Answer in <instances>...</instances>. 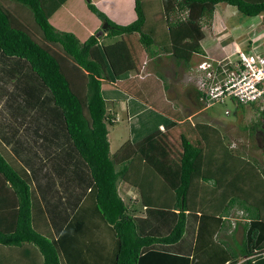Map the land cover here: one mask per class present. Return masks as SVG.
Here are the masks:
<instances>
[{
	"label": "trees",
	"instance_id": "1",
	"mask_svg": "<svg viewBox=\"0 0 264 264\" xmlns=\"http://www.w3.org/2000/svg\"><path fill=\"white\" fill-rule=\"evenodd\" d=\"M10 1L16 3L13 6L29 9L39 32L25 23L20 10L0 0V100L7 109L39 110L41 127L47 134L44 137L49 141L51 132L52 141L55 139L53 125L69 143L70 151L62 157L65 165L61 171L70 174L72 166L80 163V181L86 193L80 212L84 208L86 222L101 219L107 225L113 238L112 251H107L108 264H264V160L252 173L244 166V158L223 144L225 135L216 126H192L181 115L176 116L180 120L177 122L162 111L164 108L147 103L141 94L128 89L127 83L139 72L142 54L151 60L165 54L153 36L144 32L146 17L141 0H134L135 19L123 25L111 20L91 0H85L88 9L104 23V29L84 41L50 23L49 15L63 0ZM161 2L170 44L167 57L186 68L191 67L192 57L201 50L204 23L211 20L218 4L232 6L246 16H264V0ZM195 91L197 104L204 94ZM108 102L125 103L132 144L152 143L160 126L180 128L181 150L174 169L160 168L163 163L158 165L152 158L142 161L138 151L119 167L115 165L108 125L116 121V116L107 108ZM255 108L261 123L252 124L250 132L264 134V109ZM8 128L7 133L0 131V244L34 245L43 257L40 264H76L70 236L78 226L77 217H72L59 234L54 206L50 207L48 200L52 197L57 201L61 196L54 186L50 194L40 179L42 164L35 162L31 146L20 145L12 138L17 130ZM207 153L226 160L241 159L239 193L226 186L219 194L208 196V202L206 197L202 200L207 194H201L199 183L218 179L209 176L215 169L207 170ZM262 155L264 158V148ZM137 161L145 166V175L153 174L154 166L161 169L166 180L169 177L174 193L169 204V195L162 194L164 203L156 206L150 177L137 182ZM230 170H222L223 176ZM119 181L137 190L138 203L120 196ZM250 185L255 186V192L249 190ZM213 202L221 204L213 211L206 209ZM234 208L240 211L241 221L231 216ZM151 218L158 221L153 224ZM196 218L199 223L194 227L191 222ZM86 222H80L81 228ZM94 227L100 230V226ZM239 228L241 236L237 240ZM187 233H195L198 245L205 249L185 254L183 238Z\"/></svg>",
	"mask_w": 264,
	"mask_h": 264
},
{
	"label": "rangeland",
	"instance_id": "2",
	"mask_svg": "<svg viewBox=\"0 0 264 264\" xmlns=\"http://www.w3.org/2000/svg\"><path fill=\"white\" fill-rule=\"evenodd\" d=\"M143 1V7L145 8L144 11L146 14V21L143 27L144 32H151L154 40L158 41L159 39L157 38V33L155 31H158L159 28H163L165 33L163 35L160 32L159 35L161 36H159V38L161 39L160 42L164 43V38L167 37V32L160 2L158 0ZM10 4L16 3L10 0H5V5L7 7H9ZM132 9L134 10V3ZM23 12L27 16L25 23L28 22L34 28L35 32L38 33L39 30L33 21V17H31L32 15L29 9L23 6ZM214 14L215 13H213V15ZM110 15L113 16V13H110ZM238 20L242 23L239 28L230 33L233 39L242 40V38L237 37L246 32L251 34H256L260 31L264 32V17L262 16L250 17L244 15L243 20L240 18L237 20L232 19V21ZM208 21H205L204 23L205 37L201 41V50L192 57L190 68H186L181 64H176L173 58L166 57L163 54L155 60H151L147 55L142 54L141 63H139V72L134 75L135 79L143 82L144 86L147 88L144 92V98L148 102L160 104L164 99L165 103L163 106L169 108L167 110L168 113L176 112L174 113L175 115L188 116V118L190 117L194 122L199 121L211 123L216 126L221 134L225 135L222 137L223 144L226 147H230L229 149H232L233 154L238 155L237 153H239L242 158H248V160H250V158H263L262 151L264 148V134L261 131H256L254 133L250 132L252 124L255 122L261 123L260 116H258L259 113L255 108L244 105L243 108L246 111L237 116L236 111L239 106L230 98H226L222 103H213L209 106H206L203 101H200L197 104L194 102L196 101L195 89H197V80L199 77L195 68L198 63L201 60H205L207 63L214 65L216 60L227 57L226 51L230 50L231 38H228L227 32L224 31L223 22L219 19H214L211 26V21ZM130 22L131 21L129 20L125 24ZM116 23L123 25L121 22ZM262 42H264V35L257 40L254 47L257 53L264 55L263 47L257 46L258 43ZM164 47H167L168 51L170 50L169 46L166 45ZM204 53L207 56H205ZM234 58V54L228 55V57L223 60L222 64L224 65ZM15 79L13 78L14 82ZM18 92H20V90H18ZM10 103L13 102L10 101ZM0 105L2 106L0 109V127L3 129H6L9 126L15 128L18 133L16 141H18L23 147L31 146V151L36 155L35 161L39 160L45 169L52 167L56 168L57 163L55 159L62 158L65 153L70 151L69 143L64 139L63 135L59 134L61 131L58 132L56 127L52 125V128L56 131V136L52 141L54 135L50 132L48 135L51 137L48 141L44 137L45 135L47 136V134L44 133L45 128L43 129L41 127L39 110H34L31 107H24L22 110L16 108L7 109L4 107L5 104H2V100H0ZM107 108L112 110L117 118L112 125H108L110 152L113 155V160L117 167L121 165L126 156L128 157L134 150L138 149L145 152V158H159V161L163 164L166 162L169 165H174L175 160L179 158L181 150L179 137L177 136V127L170 130L169 134L164 137H156L152 143L149 142L142 146L139 144L133 145L129 139V120L127 118L125 103L108 102ZM226 110L228 113H225ZM174 114H172L173 117L177 119ZM221 124L224 129L221 127ZM262 124L264 125V123ZM38 125H40V128ZM223 131L225 132L223 133ZM26 153L27 151L24 152V154ZM244 165L256 166L257 163L250 164L246 161ZM161 167L163 166L161 165L160 168ZM68 176L70 177V174L63 171L60 178L61 182L63 183V179L64 182L67 181L69 178ZM260 182L256 184L258 185ZM121 185L122 184H119L120 194L125 197L126 190L122 189ZM57 189L59 195L63 190V187L58 185ZM249 190L255 191V186L250 185ZM133 194L131 193V195ZM135 195L137 196L138 194L135 193ZM210 195L211 194L202 196V200L206 197L208 202L207 197ZM218 199L221 200L219 196ZM220 204L219 202L208 203L206 209L210 208L213 211L214 209H217ZM239 214L240 211L238 213L234 209L231 211V216L241 221L242 218ZM236 234L240 238L241 228L237 230Z\"/></svg>",
	"mask_w": 264,
	"mask_h": 264
},
{
	"label": "crops",
	"instance_id": "3",
	"mask_svg": "<svg viewBox=\"0 0 264 264\" xmlns=\"http://www.w3.org/2000/svg\"><path fill=\"white\" fill-rule=\"evenodd\" d=\"M91 1L114 22H121L125 24L129 20L132 21L135 19V11L132 9L134 0H91ZM158 1L160 2L162 14L164 17L162 2L161 0H158ZM141 2L143 6L144 1L141 0ZM10 6H13V4H10ZM13 8L15 10H20L24 19L26 20L27 16L24 14L23 8L17 7L16 5H14ZM143 10H145L144 7H143ZM110 13H113V16H111ZM214 13L215 14L210 20L211 26H212V22L214 21V19H219L221 22H223V29L225 32H227L228 38H231L230 50L226 51V54H227L226 56L233 55L235 52L234 50L237 47L241 49H247V48L255 49L254 45L257 43V40L261 36L264 35L263 31L257 32L256 34H251L249 32H246L244 34L238 35L237 38H242V40L233 39L230 33L236 30L237 28H239L242 22H240V20L232 21V19L237 20L240 18L243 20L244 14L238 12L234 7L229 6L225 3L218 4L214 10ZM260 16L264 17L263 15H260ZM145 17H146V14H145ZM49 21L53 26H55L59 30L69 31V32L74 33L80 41H84L89 35L99 30L102 26V22L96 17L94 13H92L88 9L85 3V0L60 1V5L56 6V8H54L51 14L49 15ZM164 22H165V17H164ZM165 27H166V22H165ZM155 32L157 33V38L159 40L158 41L154 40V41L164 49V52H165L164 56L167 57L170 50L168 51L167 47H164V46L167 45L169 46V49H170V44L168 43V37H165L164 43H162L160 42L161 39L159 38V36L161 35H159V33L161 32L164 35L165 32L163 31V28H159L158 31H155ZM166 32H167V27H166ZM149 33L151 34V32ZM257 46L263 47V50H264V42L258 43ZM205 56L207 55L205 54ZM133 78L134 80H131V82L129 81L127 83L129 85L128 87L129 91L135 94L137 93V95L141 94L144 98V95H145L144 92H145V89L147 88L144 86L143 82L136 80L135 76H133ZM145 101L147 103H150L146 99ZM164 103L165 101L163 99V101L160 102V104H157V103L156 104L159 106V108H164L162 109L163 112L173 116L172 114L176 112L168 113L167 110L169 108L164 107L163 106ZM238 106L239 107L236 111L237 116L243 114L246 111L243 108L244 105L243 106L238 105ZM245 106H251L255 108L254 105H245ZM111 112L113 113L112 110ZM175 116H179V115H175ZM181 116H184V115H181ZM183 118L184 119L187 118L191 122L192 126L196 124L205 123V122H199V121L194 122L192 121L190 117L188 118V116H184ZM175 120L177 122L180 121L179 119H175ZM174 127H177V126L173 125L170 128H165L164 126H160V132L156 137L158 136L164 137L168 135L169 131L172 130ZM221 127L224 129L222 124H221ZM262 129L264 130V125ZM0 130L1 132H6V131H9L10 129L8 127L6 129H3L2 127H0ZM179 130L180 128L177 127V136L179 134ZM224 132L225 131H223V133ZM162 133H166V134L164 135ZM16 136H18V134H16ZM12 138L16 139V137H13V136ZM133 145H137V144H133ZM139 145L142 146L144 144H139ZM136 151L140 152L142 161H145V162L148 161L149 158L144 157L145 152L142 151L141 149H138V150H134L132 154L129 155L128 157L126 156L125 160L122 163L130 160V158L134 155ZM237 154L240 156L239 153ZM207 155L208 156L205 157V160H204V163L207 164V168H209L207 170L215 169V171H212L210 173L211 175L209 176L217 177L218 179L216 181L212 179L206 182L205 181L200 182L199 188H200L201 194L216 195V194H219L221 191H223V189H225L226 186L228 187L231 186L233 189V192L239 193L240 186L238 182V175H239V170L241 169V159L240 158H227L226 160L225 158H220L218 155L212 156L209 153H207ZM152 160L158 165L161 163L159 161L160 160L159 158H152ZM263 160L264 158H250V160H248V158H244V163L247 161L250 164L257 163V165L262 166ZM55 161L57 163L56 168L52 167V168L45 169L43 168V165H42V168H40L41 169L40 179L44 182L45 186L48 187V189L50 190V194H52L54 191L53 189L50 188L51 186H54V188L56 189L58 185L63 187V190L60 193V196H61L60 200L54 201L52 197H50L48 200L50 207L54 206L53 210L56 215V219H58V223L56 226H57L59 234L68 225L67 223L71 221V219H73L72 217H77L75 224H78V226L72 230V235L70 236V238L72 239V243H73V255H74L75 263L76 264H97L98 262L100 264L101 263L108 264L109 258L107 256V251L108 252L112 251L113 238H112L111 233L108 232L109 230H108L107 225L101 219L100 220L98 219V221H95V219L93 220L90 219L89 222H86L84 218L85 217L84 208L82 210L83 212H80L81 202L83 201L85 194H86L85 191H83L84 185L80 181L83 175L80 173V170H81L80 169L81 166L79 165L80 163H78L77 166H74V165L72 166V169L70 170V177L65 182L63 179L62 180L63 183H62L60 178H61V175L63 174L61 169L64 167L63 164L65 165L64 158H56ZM40 165L41 164L39 163V166ZM257 165L256 166L251 165V166H246V167L249 169V171H251L252 173H255L256 171L255 168L257 169L259 168ZM160 166L161 165H159V167ZM162 166L167 171H171L169 170L168 166L174 169L172 165H169L166 162ZM134 168H136L135 176H136L137 182L138 180L140 181V180L145 179L146 176L150 177V180H152V184H153L152 185V193H153L152 198L154 199L153 201H156V202L158 201L156 203V206L163 205L164 202L161 201L162 194L169 195L168 200H167L168 204L171 200H173V197H174V193L172 189L173 187L170 184V181L168 180L169 177L166 180V177L164 176V174H162L160 168L153 166L154 171H153V174H150V175L149 174L145 175V166L140 161H137V164L136 166H134ZM229 168L231 170L227 172L226 176H223L222 170L225 171L226 169L228 170ZM119 184H122L121 185L122 189L126 190L125 197H123L120 194ZM172 184L175 185V183H172ZM118 191H119L120 196L125 201H127L128 199H131V200H136V202L138 203V195L137 196L135 195V193L138 194L137 190L132 185H130L128 182L119 181ZM252 192H255V191L253 190ZM131 193L133 195H131ZM155 216L158 217V213L155 214ZM151 220L153 224L158 221L153 218H151ZM84 221L86 222L85 223L86 225H84V228L87 227L86 229L88 230L81 228L82 226L80 225V222H84ZM198 223H199V220L196 218L192 220L191 225L196 227ZM97 225L100 226V230L97 229L98 231H96L97 227H94ZM229 231H231V228L229 229ZM201 239L203 240V238ZM225 239L227 240L228 238L225 237ZM238 239L239 237H237V240ZM197 240H198V236H196L195 233H193L190 236H188V233L185 235V237L183 238V245L185 246L184 248L186 250L184 251L185 254L188 255V253H193V251H195V249L197 248L200 250H202V248L205 249L204 247H201L198 245ZM205 241L208 242L207 238H205ZM168 248L171 249L172 247L168 246ZM173 251L177 252V249L176 250L174 249ZM42 260H43V257L41 253L32 244L26 243V244H23L20 246H14V247H9V246L0 244V264H40Z\"/></svg>",
	"mask_w": 264,
	"mask_h": 264
},
{
	"label": "built area",
	"instance_id": "4",
	"mask_svg": "<svg viewBox=\"0 0 264 264\" xmlns=\"http://www.w3.org/2000/svg\"><path fill=\"white\" fill-rule=\"evenodd\" d=\"M234 51L235 58L224 65L228 56L214 65L205 60L198 63L197 90L204 94L202 101L209 106L230 98L238 105L264 109V55L252 48L237 47Z\"/></svg>",
	"mask_w": 264,
	"mask_h": 264
},
{
	"label": "water",
	"instance_id": "5",
	"mask_svg": "<svg viewBox=\"0 0 264 264\" xmlns=\"http://www.w3.org/2000/svg\"><path fill=\"white\" fill-rule=\"evenodd\" d=\"M103 29H104V23H103L102 26H101V30H100V32H101Z\"/></svg>",
	"mask_w": 264,
	"mask_h": 264
},
{
	"label": "clouds",
	"instance_id": "6",
	"mask_svg": "<svg viewBox=\"0 0 264 264\" xmlns=\"http://www.w3.org/2000/svg\"><path fill=\"white\" fill-rule=\"evenodd\" d=\"M201 61H202V60H201ZM201 61H200V62H201ZM116 119H117V118H116Z\"/></svg>",
	"mask_w": 264,
	"mask_h": 264
}]
</instances>
